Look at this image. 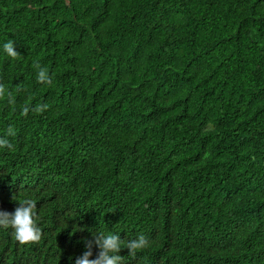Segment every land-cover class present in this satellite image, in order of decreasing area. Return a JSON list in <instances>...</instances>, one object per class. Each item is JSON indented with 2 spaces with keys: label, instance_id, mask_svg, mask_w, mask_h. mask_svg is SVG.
<instances>
[{
  "label": "trees",
  "instance_id": "1",
  "mask_svg": "<svg viewBox=\"0 0 264 264\" xmlns=\"http://www.w3.org/2000/svg\"><path fill=\"white\" fill-rule=\"evenodd\" d=\"M0 84V210L36 200L43 234L0 228V264L99 233L149 240L122 264H264V0H0Z\"/></svg>",
  "mask_w": 264,
  "mask_h": 264
},
{
  "label": "clouds",
  "instance_id": "2",
  "mask_svg": "<svg viewBox=\"0 0 264 264\" xmlns=\"http://www.w3.org/2000/svg\"><path fill=\"white\" fill-rule=\"evenodd\" d=\"M4 51L13 59L20 56L15 50L14 41L8 40L4 45ZM33 67L37 71V82L51 86L53 79L47 68L41 67L38 62H34ZM7 98L10 104L15 103V97L12 93L0 84V99ZM47 104H36L32 106L30 103L22 107L21 115L27 116L31 111L34 114H42L46 109ZM16 130L14 126L9 125L5 136L0 137V148L11 149V144L8 137H15ZM40 217L37 212V201L33 199H23L19 201V206L14 212L0 210V228H11L13 238L21 246L38 244L42 239V229L39 227ZM149 240L140 235L134 240H129L124 247L121 244L119 234L104 235L103 233L93 235V239L85 240L86 251L76 258L75 264H122L123 256L120 255L121 250L128 249V255L135 257L139 251L146 249L149 246ZM98 246L99 252L95 259H90L93 255V246Z\"/></svg>",
  "mask_w": 264,
  "mask_h": 264
}]
</instances>
